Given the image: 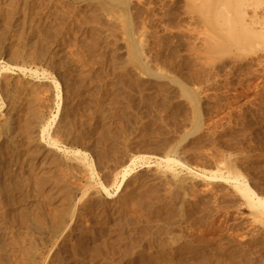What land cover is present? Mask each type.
<instances>
[{
    "label": "rangeland",
    "instance_id": "rangeland-1",
    "mask_svg": "<svg viewBox=\"0 0 264 264\" xmlns=\"http://www.w3.org/2000/svg\"><path fill=\"white\" fill-rule=\"evenodd\" d=\"M127 1L129 33L120 12L102 11L94 0H46L33 13L47 31L46 59L11 61L9 37L0 44L6 264H24L15 230L32 200L4 192V126L9 97L24 99L33 88L43 103L45 146L67 161L74 152L87 155L70 178L78 190L64 202L60 236L34 231L33 264H264L257 206L264 205L263 39L239 59L205 55L211 36L187 0ZM251 3L249 15H264V0ZM129 38L148 71L136 64ZM182 88L194 94L197 110ZM57 112L67 113L75 130L67 141L52 133ZM43 206L49 214L56 203Z\"/></svg>",
    "mask_w": 264,
    "mask_h": 264
},
{
    "label": "bare ground",
    "instance_id": "bare-ground-1",
    "mask_svg": "<svg viewBox=\"0 0 264 264\" xmlns=\"http://www.w3.org/2000/svg\"><path fill=\"white\" fill-rule=\"evenodd\" d=\"M39 1L44 3L46 0H0V30L4 32V37H0V44H4V41H6L8 39L7 37H9V43H7L9 46L7 45V47L10 52L9 55L11 61L20 58H27L32 62L43 58L46 59V54L48 53V49H50V47L45 43L47 42L45 38L47 31L43 29V26H41L42 23L35 24L33 21V13ZM94 1L102 11L120 12L118 13V16L122 14L121 19L124 24V29H126L125 32H130L129 27H127L129 25V19L127 17L129 14L126 16L128 9L127 0ZM251 1L253 0H187L189 8L198 14L201 23L204 24L211 36L210 40H208L211 41V43L209 44L207 41V44L209 45L207 46L205 44V47L207 46V48H205L206 54H203H221L220 56L232 54L233 58L231 59H236L237 57L239 59L240 55L248 53V50L253 49L254 44L261 42L259 39H263L262 42H264V15L257 16L255 13H251L250 15L248 14L247 10L250 6H252ZM127 28L129 32L127 31ZM131 40L132 39L129 41ZM139 50L140 49H137L131 41L130 52L131 55H133L135 62H137L136 64L143 70L148 71V69L143 66L145 65L142 63L143 61L141 62ZM49 61L50 64H54L52 60ZM53 84L55 89H60L58 81H53ZM36 90V88L28 89V93L25 95L24 99L19 98V93L9 97V115L4 126V131L6 132L8 137L7 140L9 142L7 152L9 171L8 173H4V175L7 174L6 180L8 182L4 186L7 187V190L4 192H18L20 197H23L26 201L32 200V203L28 201L29 207L27 208L28 217L26 223H22L24 220L22 221L21 219L20 223L24 226H22V224L17 226L23 228L18 230L17 227V230H15L17 231V239L20 237L21 241H18H20L21 248L25 254L24 264H33L35 261L34 257H38V253H36V248L38 247H36L35 243L37 235L34 237V231H39V234L46 231L50 235L49 239L51 238V240L58 238L62 233L67 217L64 202H71L75 187L77 186L70 184V178H74L76 180L75 173L77 174L83 168L80 162L84 163L87 157V155H80L79 152H74L72 153L74 159L67 161L60 155H56L55 153L57 151L49 150V148L45 146L43 143L45 129L42 128L43 118L40 113L42 112L40 108L43 103L40 97L41 101L37 98ZM182 92L189 102L193 104H191L193 108L195 107L194 109L197 110L194 105L197 103L196 100H194V94L186 88H182ZM57 113V116H60V113ZM56 125L57 126L52 133L54 136H58V138L60 135L61 138L63 137L65 139L70 137L73 133L72 123L69 116L65 112L61 114ZM73 131L75 132V130ZM61 138L60 140L63 139ZM49 141H51V144L54 146L58 143L53 140ZM65 141L67 140L65 139ZM57 148L60 147L57 146ZM71 169L72 171H70ZM68 175H70L68 182H62ZM76 190H78V187H76ZM244 191L246 193L250 192L254 195L251 189ZM61 192H64V198L60 201ZM42 195H45L46 198L42 199ZM11 199L13 200L15 198L12 197ZM55 203L56 207L52 208ZM43 204L50 205L52 208L49 214V210L48 212H44ZM257 206L262 212H264L263 204L259 203ZM4 214L6 215V213ZM2 215H0V264H6L7 262H10L7 261L3 253L10 245L8 244L9 242H5L6 238L4 236L7 232L4 219H7L8 217L5 216L4 218ZM9 230L10 229L8 228V232L10 233L12 230ZM15 231L13 232L15 233ZM38 237L40 236L38 235ZM40 240L42 241L41 237ZM95 247L96 249L98 248V246ZM11 249L12 248H10V250ZM92 249H94V246ZM35 253L37 256L34 255ZM174 256H176L175 253ZM162 260L164 261V259ZM178 261L176 260L174 264H182Z\"/></svg>",
    "mask_w": 264,
    "mask_h": 264
}]
</instances>
